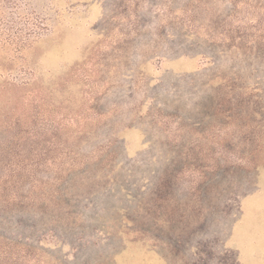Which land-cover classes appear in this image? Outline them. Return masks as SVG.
<instances>
[{
  "label": "rangeland",
  "instance_id": "obj_1",
  "mask_svg": "<svg viewBox=\"0 0 264 264\" xmlns=\"http://www.w3.org/2000/svg\"><path fill=\"white\" fill-rule=\"evenodd\" d=\"M18 7L0 264H264V0Z\"/></svg>",
  "mask_w": 264,
  "mask_h": 264
},
{
  "label": "trees",
  "instance_id": "obj_2",
  "mask_svg": "<svg viewBox=\"0 0 264 264\" xmlns=\"http://www.w3.org/2000/svg\"><path fill=\"white\" fill-rule=\"evenodd\" d=\"M3 1V3L1 4V2ZM24 0H1L0 1V6H5V7H10V8H13L14 10L19 8L18 6L21 4V2H23ZM28 2V0H27ZM2 13L0 12V15ZM1 26H0V30H1ZM3 30H1L0 32H2ZM2 35H5V34H2ZM8 46H12L11 44H9ZM26 44H22L20 46V50H23L25 48ZM13 85V82L12 84H10L9 86ZM16 85V83L14 84Z\"/></svg>",
  "mask_w": 264,
  "mask_h": 264
}]
</instances>
